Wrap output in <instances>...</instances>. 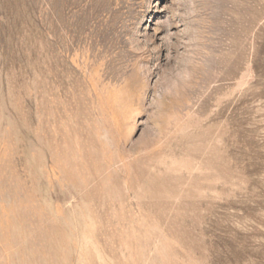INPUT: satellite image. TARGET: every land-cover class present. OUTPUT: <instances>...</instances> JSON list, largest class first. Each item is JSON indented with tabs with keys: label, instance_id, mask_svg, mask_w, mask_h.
I'll use <instances>...</instances> for the list:
<instances>
[{
	"label": "rangeland",
	"instance_id": "1",
	"mask_svg": "<svg viewBox=\"0 0 264 264\" xmlns=\"http://www.w3.org/2000/svg\"><path fill=\"white\" fill-rule=\"evenodd\" d=\"M0 264H264V0H0Z\"/></svg>",
	"mask_w": 264,
	"mask_h": 264
},
{
	"label": "bare ground",
	"instance_id": "2",
	"mask_svg": "<svg viewBox=\"0 0 264 264\" xmlns=\"http://www.w3.org/2000/svg\"><path fill=\"white\" fill-rule=\"evenodd\" d=\"M75 22V21H74Z\"/></svg>",
	"mask_w": 264,
	"mask_h": 264
}]
</instances>
